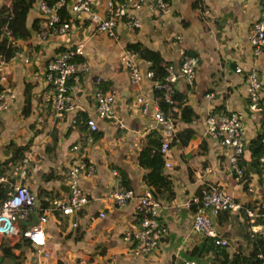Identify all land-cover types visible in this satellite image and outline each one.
I'll list each match as a JSON object with an SVG mask.
<instances>
[{
    "label": "crops",
    "instance_id": "0c3cea01",
    "mask_svg": "<svg viewBox=\"0 0 264 264\" xmlns=\"http://www.w3.org/2000/svg\"><path fill=\"white\" fill-rule=\"evenodd\" d=\"M69 1L68 26L63 30L58 28L36 44L29 38L36 30L30 24L36 20L39 29L44 16L38 8L39 0H34L25 18L29 36L13 42L31 52L29 61L4 62L7 83L12 86L14 96L0 110V162L11 157L14 148L34 145L35 154L20 181L34 194L38 206L47 207L52 199L65 197L68 189L65 172L69 164L75 159L84 160L90 171L79 174L78 184L88 201L70 213V227L68 214L49 210L43 226L44 244L35 248L23 243L13 248L14 253L21 255L19 264H182L188 250L204 235L189 230L192 208L180 204L206 182L222 186L240 206L209 213L214 231L225 240L223 245L228 252L249 255L252 251L249 237H256L264 230L263 224L254 223L253 218L244 214V208L252 207L255 212L264 208V172L251 162V142L259 134L264 106V44L254 54L248 31L264 0H164L168 9L159 12H151L146 2L133 8L125 0H119L116 4L122 6V14L114 23L113 35L97 30L85 14L72 13ZM108 2L91 0L92 9L104 16ZM2 4L8 6L9 1L0 0ZM131 17L137 18L138 26L125 24ZM76 42H82V53L77 55L76 62L83 66L78 67L75 77L66 80V102L70 109L55 117L49 100L50 87L44 80V65L64 46ZM128 42H139L158 52L166 65H177L184 54L198 57L192 80L178 78L174 83L180 105L188 106L193 117L174 123V141L171 139L164 150L162 166L173 194L169 199L159 200L157 221L163 232L155 248L142 254L130 251L131 241L124 235L137 227L135 199L120 204L108 196L122 175L127 186L121 181L120 184L131 188L134 194L151 190L142 179L145 170L138 165L136 155L146 143L147 134L159 131L151 115L142 113L134 100V95L142 92L157 102L153 79L159 74L152 78L142 75L135 83L130 81L121 55L128 52L141 72L148 68L149 62L127 50ZM236 66L240 67L239 71L235 70ZM251 72L259 79L257 109L248 106L245 78ZM26 84L29 101L25 99ZM98 89L108 90L114 96L115 117L111 120L94 111V93ZM208 93L212 96L206 97ZM231 111L238 114L244 137L239 163L237 160L241 178H236L230 168V149L207 132L210 115L216 122ZM86 116L96 125V131L88 132L90 141L83 139L89 129L78 121ZM52 140L54 146L50 147ZM75 143L82 145L76 152L71 149ZM17 161L8 160L6 165ZM11 167L0 175L17 182L10 174ZM47 173L49 178H43ZM7 181L2 182L7 186ZM38 214L39 210L29 213L19 222L17 230L20 231V224L25 227L33 222ZM16 239L15 234L0 235V242L8 246ZM0 256V264H15V258ZM210 257L211 254H206L202 261L208 262Z\"/></svg>",
    "mask_w": 264,
    "mask_h": 264
},
{
    "label": "built area",
    "instance_id": "2783aa9c",
    "mask_svg": "<svg viewBox=\"0 0 264 264\" xmlns=\"http://www.w3.org/2000/svg\"><path fill=\"white\" fill-rule=\"evenodd\" d=\"M119 0H109L106 8L107 14L102 16L92 9L91 0H70L69 9L72 13L81 12L85 14L91 21L94 22L97 30H102L108 35H113V26L115 21L122 14V6L116 4ZM130 7L136 8L143 2H146L150 11L159 12L166 11L168 5L164 0H125ZM65 0H57L48 4L44 0H39L38 8L44 21L39 29L35 30L29 38L36 44L42 43L48 35L53 33L58 28L63 30L68 24L67 20L58 23V8ZM115 2V3H114ZM130 27L138 26L137 18L131 17L125 22ZM57 26V27H56ZM10 30L4 24L1 26L0 36H9ZM248 39L252 45L253 53L257 54L264 44V4L260 7L258 16L252 21ZM30 53L23 47L17 46L13 48L8 58L0 57V110L8 105V102L13 98L14 91L10 84L7 83V72L5 61H21L27 63ZM82 53V42H76L71 45L64 46L59 52L49 58L44 65V80L46 85H49L51 94L52 114L61 116L65 110L70 109V104L66 102L67 85L66 80L70 77H75L78 67L82 64L74 61V57ZM122 64L129 70L130 81L138 82L142 75L147 78H152L153 71L146 68L143 72L134 63L133 57L125 52L121 55ZM198 64V57L195 54H184L177 65L167 64L164 66V72L161 76L153 79V88L160 90L162 98L168 103L171 102V95L174 92V83L178 78H184L186 81H191ZM236 71L240 70L239 66L235 67ZM247 95L249 99L248 106L251 109H257V87L259 79L251 72L245 78ZM206 97L212 96L211 93L205 94ZM94 111L101 117L111 120L115 117L114 96L108 90L98 89L94 93ZM135 102L139 105L142 113L150 114L159 131L164 137L160 148L166 150L168 148V140L173 134L174 126L172 120L165 116L162 110L158 107L154 100H151L144 93L138 92L134 95ZM171 109L175 110L174 104H171ZM238 114L236 112H226L220 116L219 120L213 122V116H209V125L207 132L219 139L220 144L227 149L228 161L230 168L234 171L236 178H239L241 169L237 164V160L243 150L244 137L239 125ZM85 124L89 130H95L96 125L90 116L85 119ZM122 126V123H118ZM259 141L261 144V152L257 156L258 167L264 172V106L261 111L259 121ZM85 141H90L91 136L85 134ZM82 147L81 144L75 143L72 145V151L76 152ZM35 147L31 145L27 148L18 163L11 168V176L17 178V182L7 181L6 176L0 175V181H7V191L5 197L0 201V235L24 236L30 246L35 248L44 244L45 233L44 223L46 221V213L49 210L57 209L63 214H68L80 209L87 201L88 196L84 194L78 184L79 174L86 170L90 171V166H87L84 160L75 159L66 169L68 177V189L65 197L52 199L51 206L40 207L37 204L34 194L30 191L25 183L20 179L25 176L29 160L35 154ZM113 173L115 171L113 170ZM118 185L115 189L109 191L108 196L116 203H124L128 199H135L134 216L137 227L133 230L125 232V238L131 241L130 251L133 254L147 253L153 250L157 244L159 237L162 234V228L159 227L157 221L158 209L160 206L159 200L154 197L151 190L145 189L140 194H134L131 188L124 187L120 184V179L117 178ZM185 208H192L191 221L189 230L199 232L204 236H212L219 244H225V240L220 237L215 231L211 223L209 213H217L218 211L227 209L233 210L239 208L230 193L222 186L214 183H204L198 192L185 198L181 204ZM41 209V210H40ZM39 210L37 218L27 224L20 231L17 226L32 211ZM246 214L251 218L255 213L245 209ZM252 219V218H251ZM256 256L262 259L264 264V253L257 252ZM192 259H184L182 264H195Z\"/></svg>",
    "mask_w": 264,
    "mask_h": 264
},
{
    "label": "trees",
    "instance_id": "16d2710c",
    "mask_svg": "<svg viewBox=\"0 0 264 264\" xmlns=\"http://www.w3.org/2000/svg\"><path fill=\"white\" fill-rule=\"evenodd\" d=\"M9 5L5 6L4 4L0 5V31L1 26L6 25L10 32L9 36H1L0 37V55L2 58H8L10 53L12 52L13 48L16 45L13 44L17 38H27L29 36V28L26 25L25 18L26 13L34 0H8ZM48 4L53 3L57 0H44ZM68 0L58 8L59 20L58 23L66 21L68 18L67 11H66V4ZM264 4V2H263ZM64 16L65 18H63ZM33 29H38V25L36 20H33L30 24ZM13 45V46H12ZM127 50L131 52H136L140 57L147 60L149 62L148 68L153 71V76L158 75L157 77L161 76L164 72V66L166 62H164L159 55L158 52L154 50H150L149 48L145 47L139 42H128L126 44ZM77 56L74 57V61H76ZM80 59V58H79ZM78 59V60H79ZM49 86V85H47ZM28 84L25 85L26 91V100L29 101V93L28 91ZM48 93L50 95L49 100L51 101V94L52 91L48 89ZM154 97H156V103L158 107L162 110L165 116H168L173 123L176 121H183L186 122L193 117V113L190 108L186 105H180V97L177 93H172L171 95V102L168 103L165 101L162 96L161 92L158 89L153 90ZM171 104H174L175 110L171 109ZM51 107L52 104L50 103ZM65 112V111H64ZM63 112V114H64ZM62 114V115H63ZM61 115V116H62ZM58 117V116H55ZM87 117V116H86ZM86 117H80L78 121H81L80 125H86L85 119ZM87 127V126H86ZM88 129V128H87ZM94 132L95 130H88V132ZM188 132H186L187 134ZM90 135V134H89ZM95 137L98 135L96 132ZM93 135V136H94ZM91 136V135H90ZM171 139L174 141V133L170 136L168 140V146L171 143ZM165 139L160 131H150L147 134L146 143L138 150L136 155V161L138 165L144 168V172L142 174V179L146 183V185L151 189L152 194L157 197L158 200L169 199L172 197V189H171V182L168 176L162 172V166L165 159L164 150L160 148L161 142ZM252 147H251V162L258 166L257 156L261 152V144L259 141V134L256 138L252 140ZM54 146V140L51 141L48 146ZM29 148L30 146H22L14 148V151L6 160L2 163L0 162V174H3L9 167L16 165L20 158L22 157L24 151ZM18 160L11 164V166H7L6 163L8 160ZM239 163V159H238ZM6 165V166H5ZM12 168V167H11ZM10 168V169H11ZM43 178H49V173L44 174ZM124 176H120V181L124 185L125 180L123 181ZM241 178V176H240ZM121 184V185H122ZM126 184V183H125ZM122 185V186H123ZM127 186V185H124ZM7 191V186L5 182L0 181V201L5 197ZM198 192V191H197ZM250 208H244V214L246 213L245 209L253 211L255 214L251 217L253 218V222H257L264 225V208H258L256 212ZM228 211L227 209L218 211ZM246 217L247 214H245ZM21 229L24 228L23 224H20ZM248 236V232L246 233ZM250 243L252 246V251H250L249 255H244L241 251L230 253L226 250L225 246L219 244L215 241V238L212 236H203L197 244H194L189 250L187 255H185L186 259H192L196 263L195 264H262V259L256 256V253L262 252L264 253V230H261L260 235L249 237ZM29 244L28 241L24 236L20 234L17 235V239L15 242L8 246L4 242H0V255L13 257L15 258V264H19V259L21 257L20 253H14L13 248H19L21 244ZM206 254H211L210 260L208 262H203L202 257Z\"/></svg>",
    "mask_w": 264,
    "mask_h": 264
},
{
    "label": "water",
    "instance_id": "95a60500",
    "mask_svg": "<svg viewBox=\"0 0 264 264\" xmlns=\"http://www.w3.org/2000/svg\"><path fill=\"white\" fill-rule=\"evenodd\" d=\"M68 226L70 227L71 226V224H72V221H71V214L70 213H68ZM0 260H1V256H0Z\"/></svg>",
    "mask_w": 264,
    "mask_h": 264
}]
</instances>
